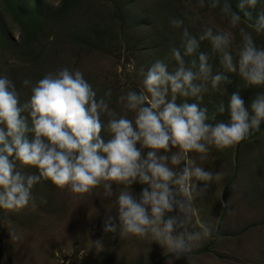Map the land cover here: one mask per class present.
Wrapping results in <instances>:
<instances>
[{"label":"rangeland","instance_id":"374dc122","mask_svg":"<svg viewBox=\"0 0 264 264\" xmlns=\"http://www.w3.org/2000/svg\"><path fill=\"white\" fill-rule=\"evenodd\" d=\"M224 2L212 8L207 0L204 7L199 0H0V74L15 83L23 102L30 95L22 84L25 78L35 82L61 66L79 68L97 96L111 89L110 107L124 114L118 97L143 89L141 70L146 71L156 59H165L170 47L180 46L184 28L193 36H199L204 25L231 30L233 50L238 48V29L247 27V22L231 28L221 12ZM228 3L242 15L239 0ZM250 11L254 17L264 11V0ZM173 18L182 19L183 25L172 26ZM253 37L264 46V32H253ZM198 51L208 54L213 72L222 70L208 41H201ZM194 58L198 53L185 57L188 63ZM166 62L170 68L175 64L170 59ZM225 75L228 80L221 89L226 91L209 87L200 102L210 114L220 99L227 103L233 92L239 93L246 107L258 92H264V85L246 84L238 73ZM179 99L184 98L177 103ZM188 102L197 101L192 97ZM128 116L132 118L133 113ZM216 120L227 121L228 113H218ZM148 150L143 149L142 155ZM177 150L170 145L167 155ZM160 154H165L163 149ZM189 155L205 170L220 172V177L193 201L190 226L199 230L201 223L210 224L213 231L187 255L177 256L150 237L121 239L118 232L103 231L104 219L117 215L114 200L124 185L113 182V195L104 197L100 186L73 193L42 179L32 189L34 208L0 209V264H264V123L238 144L222 150L210 146L204 159L197 153ZM183 166L182 161L176 171ZM196 183L203 186L205 182ZM145 187L134 182L130 190L138 198ZM177 215L182 214L174 208L165 218ZM180 231L183 228L173 234ZM17 233L22 239L14 238ZM97 240L102 247L95 245Z\"/></svg>","mask_w":264,"mask_h":264},{"label":"clouds","instance_id":"9594fccd","mask_svg":"<svg viewBox=\"0 0 264 264\" xmlns=\"http://www.w3.org/2000/svg\"><path fill=\"white\" fill-rule=\"evenodd\" d=\"M205 2L199 0L200 6ZM258 2L239 0L242 15L233 11L228 0L221 7L231 28L247 22V27L238 29L240 42L235 51L231 30L204 25L199 36H193L184 28L180 46L170 47L165 59H156L146 71L141 70L143 89L128 90L118 97L124 114L110 107L111 89L97 96L79 68L61 66L35 82L25 78L22 84L30 95L23 102L15 83L0 74V209L34 208L32 189L42 179L73 193L100 186L104 197L113 195L112 183L116 182L124 187L114 200L117 215L103 221L104 232H118L121 239L150 237L177 256L187 255L210 237V224L201 223L199 230L190 226L193 201L220 172L205 170L189 154L204 159L210 146L222 150L238 144L260 131L264 123V92H258L248 107L238 92L229 94L227 103L220 99L211 114L207 106L200 105L209 87L226 91L221 89L228 80L226 72L238 73L246 84L264 85V46L253 37V32H264V11L255 17L250 11ZM207 3L215 8L220 0ZM183 23L178 18L170 20L177 28ZM201 41H208L221 71L213 72L208 54L198 51ZM197 53L198 58L186 61L185 57ZM169 59L175 62L171 68ZM192 97L196 103L188 102ZM178 98L184 99L177 103ZM225 112L227 121L216 120L218 113ZM170 145L178 150L168 156ZM145 148L149 150L142 155ZM161 149L165 154H160ZM182 161L183 168L176 171ZM197 181L205 183L198 186ZM134 182L147 185L138 198L130 190ZM174 208L182 215L165 218ZM178 228L183 231L174 235ZM14 238L20 240L22 235L17 233ZM95 245L102 247L99 240Z\"/></svg>","mask_w":264,"mask_h":264}]
</instances>
